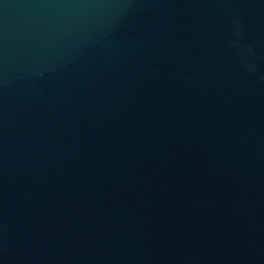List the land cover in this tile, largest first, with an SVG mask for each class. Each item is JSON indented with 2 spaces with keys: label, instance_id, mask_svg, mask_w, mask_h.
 <instances>
[{
  "label": "water",
  "instance_id": "obj_1",
  "mask_svg": "<svg viewBox=\"0 0 264 264\" xmlns=\"http://www.w3.org/2000/svg\"><path fill=\"white\" fill-rule=\"evenodd\" d=\"M0 264H264V0H0Z\"/></svg>",
  "mask_w": 264,
  "mask_h": 264
}]
</instances>
